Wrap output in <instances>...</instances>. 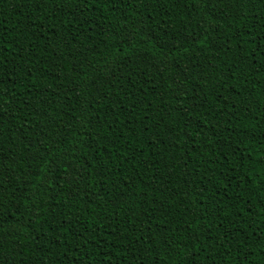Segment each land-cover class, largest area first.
Wrapping results in <instances>:
<instances>
[{
  "label": "trees",
  "instance_id": "1",
  "mask_svg": "<svg viewBox=\"0 0 264 264\" xmlns=\"http://www.w3.org/2000/svg\"><path fill=\"white\" fill-rule=\"evenodd\" d=\"M0 195V264H264V0H0Z\"/></svg>",
  "mask_w": 264,
  "mask_h": 264
},
{
  "label": "snow or ice",
  "instance_id": "2",
  "mask_svg": "<svg viewBox=\"0 0 264 264\" xmlns=\"http://www.w3.org/2000/svg\"><path fill=\"white\" fill-rule=\"evenodd\" d=\"M41 2H43V0H41ZM53 3L56 2V0H52ZM61 3L64 2V0H60ZM96 3L99 4L101 3V0H96ZM57 11H62V9H60L59 7H57ZM159 70V69H157ZM64 167L65 173H67L68 167H70V165H63L62 163L60 165H57L56 170L58 171L60 167ZM78 178H79V170H76L73 174H68L66 176L65 182L68 184H73L74 181H76L78 183ZM6 192V189H5ZM35 195V193H33ZM7 199L6 195H0V201ZM3 205L0 204V207H2ZM7 223L6 220L0 219V226H2V224ZM69 223H72V221H69ZM189 231H191V229H189ZM26 238V237H25ZM79 239V238H78ZM164 246L166 247H171V245H168L167 241H164Z\"/></svg>",
  "mask_w": 264,
  "mask_h": 264
}]
</instances>
